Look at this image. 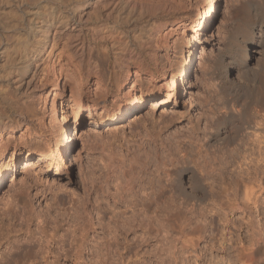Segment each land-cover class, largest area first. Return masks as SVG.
Returning <instances> with one entry per match:
<instances>
[{
	"label": "rangeland",
	"instance_id": "1",
	"mask_svg": "<svg viewBox=\"0 0 264 264\" xmlns=\"http://www.w3.org/2000/svg\"><path fill=\"white\" fill-rule=\"evenodd\" d=\"M160 1L0 0V154L5 152L7 160L13 152L22 153V158L32 155L0 180V264H33L34 257L26 254L34 236L46 228L48 234L54 233L57 243L51 242L57 248L45 264H264V118L253 111L244 116L246 126L230 149L209 151L207 164L222 175L204 176L209 177L203 181L209 196L194 212L196 220L210 224L208 230L181 232L171 218L180 208L170 197L130 232L110 218L116 173L133 175L130 170L148 157L167 154L174 141L204 127L212 89L206 65L227 43L230 32L239 30L230 17L240 0H216L214 21L198 43L196 18L209 0H164V8ZM141 14L160 15L155 21L165 23V44L157 62L165 70L162 74L136 75L139 62L156 66L151 54L157 50L144 40L151 22H142ZM120 16L131 17V23L120 27ZM50 25L48 45L42 53L33 52L34 38ZM120 29L128 44L123 54L134 56L128 80H120L114 67L119 60L112 43ZM192 49L196 59L187 81L176 66ZM81 52L85 63L89 56L100 61L101 76L107 80L102 88L109 94L96 110L86 106L93 104L100 85L97 88L95 80L88 85L89 69L79 64ZM24 53L31 58L25 60ZM74 79L79 87L73 94ZM134 84L138 95H149L139 111L127 116L126 107L124 116L107 123L108 109L125 103ZM63 117L75 140L72 150L63 151L57 170L56 157L38 160L58 147ZM232 178L242 182L248 196L228 203L222 188ZM20 195L27 196V204L20 202ZM98 211L101 223L96 220ZM113 230L121 234L117 242L109 241ZM60 244L68 250L66 255L60 254ZM257 247L262 250L252 259L244 258V252Z\"/></svg>",
	"mask_w": 264,
	"mask_h": 264
},
{
	"label": "bare ground",
	"instance_id": "2",
	"mask_svg": "<svg viewBox=\"0 0 264 264\" xmlns=\"http://www.w3.org/2000/svg\"><path fill=\"white\" fill-rule=\"evenodd\" d=\"M160 4L164 8V0L163 2L160 1ZM233 7L234 8H232L233 10L231 12L232 17H230L232 19L230 20H233L235 27L240 31L236 30L230 32L229 37L227 36V43H225L224 47L222 46L223 48H220L217 56L212 61H210L208 65L205 64L208 66L205 70V75L209 74L208 79H210L212 89L211 94L208 97L209 106L207 111V122L205 123L204 127H202L201 130H197V132H190V135L187 136L186 139L174 141V143L170 145L167 154L158 155L156 153L157 155L150 158L148 157L145 162L140 164L138 163L139 165L137 169L135 167V169L133 168L130 170L133 172V175L130 173L131 175L126 177L120 173L115 174V190L111 192L110 198L112 202L109 203V209L111 213L110 218L113 217L115 222L120 223V225L126 229L125 232L135 230L136 225H140L142 222L149 219L148 215L154 211L153 209H158L166 197L177 200V205L180 209H187L186 211L191 213L190 215H188V213L183 214V210L181 212L179 209V211L177 210L171 215V218L179 224L181 232H184L186 229L199 232L208 230L207 228L210 226V224L201 218H197L196 220L194 212L197 209L199 210V208L201 209L205 202H207V198L209 196V191L205 185L207 183L204 184L203 182L204 178L206 177L205 175H222V173L219 172L217 168L207 164V162H209V151L211 148L215 149L213 150L215 153L217 149H230L228 148L230 147V144L235 139H237V137L240 135L239 133L245 128L244 126H246L244 116L247 112L253 111L256 113V115L258 114L264 118V0H240L238 4ZM217 10V1L209 0V4L205 11L196 18L195 30L197 34L195 36V42L198 43L200 41V38L202 35H204L207 27L212 24ZM140 16L141 21L145 22L146 25L147 23L149 24V22H151V25L149 24L150 27H147L148 30H146V32L149 33V36H147L148 39H144L146 40L145 44L151 46V48H156L155 50H157V52H154L155 54H151L152 59L154 60L153 63H155L156 66L153 67V65H149L146 62H139L137 64L138 71L136 75L138 76V73L144 71H146V74H162L165 72V70L162 71L161 67H157V62L158 59H160L158 52L165 44L164 35L162 34L165 23H157L155 21L159 18H162L160 15L153 16L152 14H141ZM248 16H252V20H248ZM47 21L49 20H46V22ZM130 21L131 17H119L120 27L128 25ZM51 26L52 25L47 26L44 30H40L42 31L41 33H43L40 38H34L36 41L33 44V47H31L33 52L42 53L43 49L48 45L51 34ZM118 32V38H115L116 40H114L116 42L112 43V48H114L112 50L114 56L119 60L118 64L114 67H118L119 69L117 76L120 80H123L126 77L128 80L131 76L132 66H134V64L131 63L134 56H132V52L130 51L129 52L131 54H123L126 50H128V46H125L127 44V40L125 41V39H127L125 34L126 32L121 29L118 30ZM104 49V52L109 50L108 47H105ZM118 49H120L121 52H119ZM155 50L153 49V51ZM131 51L133 50L131 49ZM194 51V49L189 50V53L183 58V62L180 65H175L176 70L179 73L178 75L183 80L185 79L189 81L190 79L189 73L196 59ZM82 52L81 55H79L80 52H78L79 58L83 57ZM30 55H23L24 59L29 60L31 58ZM104 55L108 56V53L106 52ZM94 58L95 57L89 56L88 61L85 60L86 63L84 62V58H81L79 64L81 67H88L89 69V74L86 78L87 81H89L88 85H90L94 80L96 81L95 85H97V88L98 85H100V87L96 89L98 96L95 97L94 95L95 99L93 100V104L89 107L86 106L87 109H91L90 107H93V109L96 110L99 107L101 100L108 96L109 90L102 88L103 85H105L103 81L105 78L101 76L100 61L97 58ZM130 60L132 61L129 62ZM206 66H203V68ZM101 77H103V79ZM73 83L72 91L74 94V90L76 91L78 86V80L74 79ZM105 88L109 87L105 86ZM128 94L129 97L125 103H115L108 109L107 119L109 120L107 123L116 122L122 116H124V110H126V107H128L129 110V112L128 110L126 112L127 116L137 113L145 98L149 96L148 94L138 95L135 84L132 85V88L128 90ZM151 96L154 98L156 97V94ZM62 121L63 126L58 147L55 151L53 150L54 152L42 154L38 160L39 162L43 159L56 157L57 170L59 168V160L62 161L64 159L63 151L65 150L67 153L72 150L75 140L73 136L74 133L72 134L71 129L65 124V117H63ZM250 124L252 123L249 122V125ZM247 128L253 129L252 125ZM22 155L23 154L20 152H13L10 156V159L7 160L5 159L7 154L5 152H1L0 180L6 174V172H8V170L13 165L20 162V160L24 161L25 163L26 160H32V155L30 153H27V156H23V158ZM24 155H26V153ZM207 179L205 178V180ZM214 182L215 181L212 183ZM227 182L228 186H225L224 189L222 188V190L224 193L223 197H225L228 203L237 200H244L247 198L248 194H246V191H244L241 181L237 179L233 180L232 178ZM18 199L21 200L20 202L26 203L28 201L27 196L25 195H20ZM100 212H102V210H100ZM100 212H97L96 217V220L99 223L102 222V216H100ZM24 215L25 214L22 216ZM24 219L27 218L23 217V220ZM46 223L48 224V222ZM111 224L114 227L117 226V224ZM38 225L42 226L44 224L39 223ZM45 230L42 229L39 232L40 234L38 233V236H34V240L31 241V243L34 242V244L33 246L31 245L32 248L30 249V252H28L29 254H26L30 256L28 257L29 259L32 256L34 257L35 260L34 262L32 261L33 264H45L43 262L47 261L48 258L53 256L54 249L57 248V246L53 245L54 243H57L55 235H53L54 233L51 235V233L48 234L49 232L47 231V228ZM34 231L37 232L39 230L36 231L35 229ZM110 235L109 241L117 242L121 234H118L116 230H113ZM51 241H54V243ZM25 246L27 245H24V247ZM64 246L63 244L58 246V248L62 249L60 251V254L62 255H66L68 252V250L64 249ZM253 249L249 252H244V258L252 259L256 252H260L262 250L261 247H257L256 250Z\"/></svg>",
	"mask_w": 264,
	"mask_h": 264
}]
</instances>
